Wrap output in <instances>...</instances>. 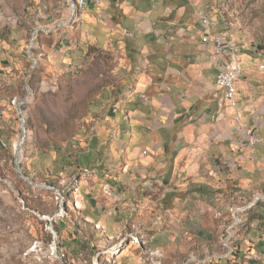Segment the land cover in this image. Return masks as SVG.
I'll use <instances>...</instances> for the list:
<instances>
[{"label":"rangeland","instance_id":"obj_1","mask_svg":"<svg viewBox=\"0 0 264 264\" xmlns=\"http://www.w3.org/2000/svg\"><path fill=\"white\" fill-rule=\"evenodd\" d=\"M158 1L154 14L151 0H94L99 27L120 25L127 40L100 45L84 32L102 40L90 0L82 10L77 0H0V264L244 262L245 237L233 233L245 217L264 225V145L246 144L231 111L221 114L209 31L235 43L244 71L229 108L239 103L250 123L259 114L251 124L264 140V0ZM141 75V100L151 104L158 86L168 106L163 124L151 111L137 126L171 130L164 151L155 141L141 150L144 173L124 170L135 122L118 110ZM104 88L114 100L91 109ZM102 118L113 147L92 140ZM171 148L189 177H167Z\"/></svg>","mask_w":264,"mask_h":264},{"label":"crops","instance_id":"obj_2","mask_svg":"<svg viewBox=\"0 0 264 264\" xmlns=\"http://www.w3.org/2000/svg\"><path fill=\"white\" fill-rule=\"evenodd\" d=\"M110 3V0H108ZM154 1V14H157L158 8L161 6L160 1L158 0H151ZM93 5V8H96L98 11L93 15L90 16L91 20H94V24L97 26H93L94 29H102L103 28V35H101L102 33H100L102 40L100 38H97V36L99 34L90 32L89 30L84 31L87 35H89L93 40L97 39L96 41H94L96 44L99 43L100 45H104L106 43V41L109 39L113 44L119 43V44H123L124 41L126 40L125 38L122 37V35L119 33L120 32V25H115L117 28H115V26L113 25H109L110 28H115L114 30H110V28H107V31L105 30V27H99V24L101 23L99 20V14H100V10L99 7L97 6V4L94 2V0H90V5ZM87 7V6H86ZM85 7V8H86ZM120 6L118 4H113L112 8L118 9ZM84 8V9H85ZM106 11V10H105ZM110 11V10H109ZM127 23H131L132 22V17H128L126 19ZM103 25V24H102ZM95 38V39H94ZM104 39V40H103ZM125 39V40H124ZM143 42H142V48L148 49L149 45H150V41L147 40V36L143 37ZM127 41V40H126ZM93 44V43H92ZM65 57V55H64ZM218 69V68H217ZM217 73V71H216ZM148 87V80L146 75H141L138 78V81L134 87V89L131 91V97L130 98H126L123 101L118 102V110H122L124 111V113L126 115H124V121L129 120L130 123L134 126L133 128H131V142L130 144H132L134 146V149L132 150L131 155L130 154H126V159L125 162L123 163L124 166V170L130 171V172H138L141 171L142 173L147 172V167L148 164L147 161H145V159H143V161H141V158L139 156L140 152L142 149H148L151 148L153 145V142L155 141V144H158L159 149L161 148V150H165L162 149L163 146L165 148L166 145H168L167 141L169 140V137L167 136L168 133L171 130H166L165 128L163 130H160L159 126L155 127V130H148L149 128L147 127H142V126H137L136 121H146L147 119V115L149 114V112L153 111V113L155 114L153 116V118H156V121L159 124H163L164 123V118L167 117V111L165 110V107L168 106L167 105V93L165 94L163 91L160 90V88H158V86L156 88H154L155 90V96L153 101L151 102V104H146L145 102H143L140 98L141 94L139 93L140 91H142L143 89H147ZM112 92L109 88H104L102 91V99L97 100V102H91L90 103V107L91 109H93V107L96 108L97 111H103L106 107V105L109 102H112L114 99L112 98ZM140 95V96H139ZM151 105V106H150ZM117 106V105H116ZM95 111V110H94ZM232 111V110H230ZM229 111V112H230ZM118 112V111H117ZM114 114V113H112ZM129 114V116H128ZM111 115V114H110ZM248 120V119H247ZM96 122V125L98 124V121L101 123V125L99 124V126L101 128H97L98 130V134L93 136L92 140H100V145L103 144H107L109 145V147H113V142L112 141L110 144L108 143L107 137H106V132L108 133V129L109 127L105 124V122L107 121L106 118H102L97 120H94ZM255 119L251 118V123H254ZM114 130H121V121H113L112 122ZM145 125V124H144ZM163 127V126H160ZM168 129V128H167ZM170 129V128H169ZM105 131V132H104ZM185 135H187V138L189 139L190 136V127H186L185 128ZM124 143H126L123 140ZM139 142V143H138ZM149 145V146H148ZM170 145V144H169ZM117 150L119 149V147H116ZM116 150V153H119V151ZM173 149L171 148L170 152L168 155L166 156L169 159V167H168V171L166 173L167 177H171L173 181V179L175 178L176 175H186L187 177H189V167H182L178 168V164L172 163V158L174 157L173 154ZM101 159H98V162L100 161H104L105 159V155L102 156L101 154ZM117 159H115V161H119V157L118 155L115 156ZM133 160V162L131 161ZM175 168H174V167ZM162 168V166L160 167V169ZM125 173V172H124ZM183 187L185 186H181V188L183 189ZM173 191L176 190H172ZM174 195V194H173ZM172 195V197H173ZM176 202H181L179 200V198L176 197V199L174 200ZM184 203V201H183ZM185 206V205H184ZM245 221L246 224L248 225H258L261 224L262 225V219L261 217L255 218V217H245ZM247 225V229H245L242 233H239L237 226L236 229L234 230L233 233V239L238 240V238L240 237H245L246 243L239 246L240 252L239 255L237 254V258L242 257L244 258V262L240 263V264H264V228L263 227H255L253 229H251V234H249V227ZM259 226V225H258ZM251 235V236H250ZM252 240V241H250ZM238 253V251H237ZM139 264V260L138 257L135 255L133 261L130 260V264ZM230 264H237V260H234V263H230Z\"/></svg>","mask_w":264,"mask_h":264},{"label":"built area","instance_id":"obj_3","mask_svg":"<svg viewBox=\"0 0 264 264\" xmlns=\"http://www.w3.org/2000/svg\"><path fill=\"white\" fill-rule=\"evenodd\" d=\"M85 6V5H84ZM206 29L210 28V18H199ZM209 34L213 40V46L217 57L218 69L222 70V79H216V83L221 91V114L225 117L229 114V99L238 96V81L243 74L244 70L239 69L238 63L235 60V51L232 49V44L227 40V34L219 33ZM239 103L236 108H231V114L233 116V122L235 125L244 132L246 138V144L256 147L258 144L264 145V140L261 138L259 129L255 125H252L247 119H245L239 111ZM117 110V108H115ZM261 116L257 114L255 120L258 121Z\"/></svg>","mask_w":264,"mask_h":264},{"label":"bare ground","instance_id":"obj_4","mask_svg":"<svg viewBox=\"0 0 264 264\" xmlns=\"http://www.w3.org/2000/svg\"><path fill=\"white\" fill-rule=\"evenodd\" d=\"M87 4H88V0H77V7H78V9H81V10L84 9L87 6ZM227 40L232 44L233 51L236 52V45H235V43L232 40L228 39V37H227ZM235 60L238 63L239 69L243 70L242 62L240 60H238V59H235ZM216 79H222V70H218L217 71ZM236 97L237 96H235V98H230L229 99V106H234L235 101H236ZM231 108H233V107L228 108V110L230 111ZM22 146H23V141L22 140H20V142H17L16 149H17V153H18L19 156L22 155ZM109 260L112 261V257H110Z\"/></svg>","mask_w":264,"mask_h":264},{"label":"water","instance_id":"obj_5","mask_svg":"<svg viewBox=\"0 0 264 264\" xmlns=\"http://www.w3.org/2000/svg\"><path fill=\"white\" fill-rule=\"evenodd\" d=\"M17 151V150H16Z\"/></svg>","mask_w":264,"mask_h":264}]
</instances>
